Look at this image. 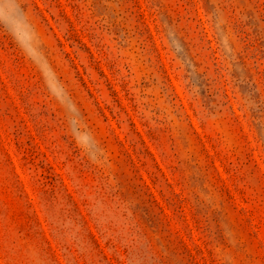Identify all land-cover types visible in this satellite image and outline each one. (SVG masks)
I'll return each instance as SVG.
<instances>
[{
  "label": "rangeland",
  "instance_id": "obj_1",
  "mask_svg": "<svg viewBox=\"0 0 264 264\" xmlns=\"http://www.w3.org/2000/svg\"><path fill=\"white\" fill-rule=\"evenodd\" d=\"M0 264H264V0H0Z\"/></svg>",
  "mask_w": 264,
  "mask_h": 264
}]
</instances>
